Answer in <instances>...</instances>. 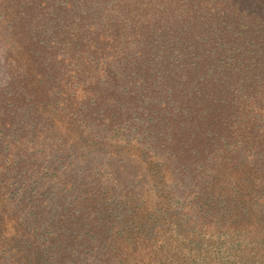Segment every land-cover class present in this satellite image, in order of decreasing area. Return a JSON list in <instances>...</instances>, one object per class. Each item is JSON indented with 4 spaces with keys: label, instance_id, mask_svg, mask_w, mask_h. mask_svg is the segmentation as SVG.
<instances>
[{
    "label": "trees",
    "instance_id": "trees-1",
    "mask_svg": "<svg viewBox=\"0 0 264 264\" xmlns=\"http://www.w3.org/2000/svg\"><path fill=\"white\" fill-rule=\"evenodd\" d=\"M0 264H264V0H0Z\"/></svg>",
    "mask_w": 264,
    "mask_h": 264
},
{
    "label": "rangeland",
    "instance_id": "rangeland-1",
    "mask_svg": "<svg viewBox=\"0 0 264 264\" xmlns=\"http://www.w3.org/2000/svg\"><path fill=\"white\" fill-rule=\"evenodd\" d=\"M22 157H26V154L23 155ZM19 159H20L19 157H14V162L18 163Z\"/></svg>",
    "mask_w": 264,
    "mask_h": 264
}]
</instances>
